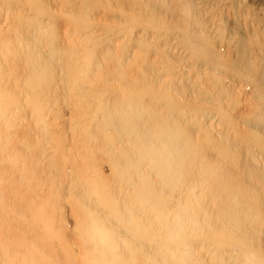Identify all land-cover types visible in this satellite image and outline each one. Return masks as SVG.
Masks as SVG:
<instances>
[{"label": "bare ground", "instance_id": "6f19581e", "mask_svg": "<svg viewBox=\"0 0 264 264\" xmlns=\"http://www.w3.org/2000/svg\"><path fill=\"white\" fill-rule=\"evenodd\" d=\"M20 1L28 2L32 8L50 6L48 0ZM203 1L205 7L196 11L179 0H60V6L74 2L68 9L75 20L67 27L77 35V40L76 45L70 47L63 43L55 19L36 18L27 14L29 10L25 8L22 13L15 14L11 0H0V22L4 21V15H10L8 26L14 32L12 39L5 43V47L11 49L10 59L5 67L0 62V74L6 68L20 76V93L24 98L27 90L35 88L29 98L31 96L33 102L42 101L43 104L38 103L40 106L66 101L71 106L88 110L95 107V101L87 102L84 98L95 90L97 97L94 99L98 98L102 104L99 107L102 116L93 122L87 140L93 142L92 147L98 148V145L104 149L108 169L114 167L129 183L123 187L117 182L108 192L109 200L121 213L122 223L119 224L136 226L145 235L155 232L157 241L162 244H150L142 239L131 248L126 229H118L109 214L92 212L99 203L86 199L79 186H68L74 196L69 201L87 214L88 224L103 226L111 237V240L106 239L107 243L114 241V245L104 248V253H109L105 251L107 248L119 254L125 252L130 257L138 254L137 264H239L232 253L221 249L222 241L216 244L207 239L201 241L199 248L211 247L207 256L190 253L186 246L193 243L170 244L187 234L201 237L196 234L200 229L195 223L190 224L192 217L200 219L201 224L210 222L218 230L219 237L234 250L255 246L259 240L256 229L264 234V95L254 89L258 95L252 94L251 99L254 97L256 101L242 116L244 111H235L234 106L243 104L247 97L239 98L231 85L222 83L227 73L248 72L258 63L262 65L258 77L264 79V17L249 24L243 14L245 10L241 11L238 4L233 6L229 0ZM103 5H116L123 10L124 17L134 21L135 27L143 25L154 30L144 33V37L136 35L135 31L123 36L126 41L116 59L108 44L98 49L80 46L79 42L87 45L88 37L84 34L91 27L79 25L90 21L95 6ZM187 11L195 19L191 24L197 26V33L188 31L191 26L187 23ZM205 14L210 18L202 19ZM230 17L233 20H229ZM229 23L242 33L239 38ZM46 27L49 30L43 33ZM135 48L139 54L134 52ZM148 52L156 58L149 57ZM92 62L95 65L91 66ZM104 64L107 68L100 71L98 68ZM180 64L186 72L179 70ZM108 81L117 85L108 89L103 86ZM253 82L257 83L255 79ZM8 85L12 83L8 84L0 76V90ZM175 96L181 101L174 100ZM207 109H212L219 119L207 118L204 111ZM79 111L76 108L71 117L75 119ZM42 120L43 117H35L33 122L40 124ZM212 121L219 124L223 121L232 131H216ZM0 122L17 126V118L1 114V108ZM44 127L41 126L43 130ZM71 130L76 138L82 132L78 126ZM198 136L203 137V142L198 141ZM72 139L76 149L72 154L77 158L87 147ZM99 139L102 142L97 143ZM43 146L40 145V151ZM213 150L217 151L216 156ZM44 160L49 165L47 156ZM199 170L206 172L203 176L205 187L197 192L195 199L180 198L174 211L168 214L165 208L170 204L163 201L165 195L177 189V180H181L180 185L183 183L186 173L196 175ZM234 175L238 179L231 182L229 177ZM203 178L199 177L204 181ZM236 187L243 189L244 196L234 194ZM62 189L58 188V194ZM183 193L181 190L180 194ZM153 206L157 213L151 212ZM248 206L249 211H244ZM225 222L233 230L226 231L224 228L229 225H224ZM210 231L205 235L213 237ZM91 233L97 231L91 230ZM96 242V239H87L85 247L96 249L99 247ZM173 252L175 254H171ZM213 252L217 253L215 257L211 256ZM95 259L90 264L113 262L112 258L105 261L97 256Z\"/></svg>", "mask_w": 264, "mask_h": 264}, {"label": "rangeland", "instance_id": "374dc122", "mask_svg": "<svg viewBox=\"0 0 264 264\" xmlns=\"http://www.w3.org/2000/svg\"><path fill=\"white\" fill-rule=\"evenodd\" d=\"M48 1L50 4L49 9H42L41 6L32 8L28 2L22 3L20 0H11V3L14 9H16L17 13L15 14L22 13L24 11L22 8H25L29 10L26 12L27 14L35 15L36 18L44 17L45 20L49 18L55 19L56 24L58 23V32L63 37V43L70 45V47L75 46L77 35H73L67 27L74 19L69 15L68 9L74 2H67L64 6H60V0ZM179 1L191 5L196 11L203 9L206 4L203 0ZM229 1L234 4L233 6L238 4V8L241 11L245 10L243 14L249 24H254L255 19L258 17H264V0ZM233 8L236 9L237 7ZM94 10L95 14L90 18V21L79 25L84 26L86 24L91 27V30L84 34L88 37L86 40L87 45L79 42L80 46L98 49L102 45L108 44L113 49L114 59L118 57L120 49L126 41V37L123 36L135 31L136 35L144 37V33H152L154 30L152 29L153 27L143 25L135 27L134 21L124 17L123 10H120L116 5L110 7L106 5L101 7L95 6ZM186 14L189 20L187 23L191 26L188 30L189 33H197V26L192 25L195 21L193 15L190 12ZM9 17L10 15H4V21L0 22V43L2 44L0 46V62L4 64V67L10 59L11 52V49L5 47V43L10 41L14 34L8 26ZM201 18L209 19L210 15L205 14ZM229 20H233V17H230ZM46 25H48V22H46ZM229 25H231L234 33H236V37L239 38L242 33L238 31L233 23H229ZM48 30L49 27H46L42 29V32L46 33ZM134 52L140 53L137 48L134 49ZM179 52L183 51L180 50ZM148 54L149 57L156 58V55L151 52H148ZM80 55L77 58L82 60V56ZM93 65H95V62H92L91 66ZM107 66L104 64L98 69L103 71ZM157 66L162 68L161 65ZM179 66L180 71H185L181 67V64ZM261 66L258 63L255 66L256 69L254 68L248 72L227 73L228 75H225L226 78L222 80L224 85L229 84L232 86L234 93L239 98L247 97L248 100L243 101V104L239 103L234 106L235 111H244L242 116L247 113L245 111H248V108H251L256 101L254 97L251 99L252 94L258 95L259 93L264 95V79L260 80L258 77V71L261 69ZM185 67L187 66L185 65ZM0 76L5 78V82L8 84L12 83L11 86L8 85L6 88L0 90L1 114L3 112L8 113V115L17 118L16 127L13 125L6 126L0 122V211L4 215V217L0 218V264H90L96 260L97 256L105 261L112 258L113 262H109V264H137L139 261L138 254L130 257L125 252L119 254L107 248L105 251L109 253L103 252L106 246L110 244L114 245V241L107 243L106 239L111 240V237L105 232L103 226L88 224L86 220L87 214L83 213L77 205L70 204L69 200L74 198V196L71 194L72 189H68L69 185H74V187L79 186L86 199H93L99 203V207L92 212H98L99 214L107 213L110 220L116 221L118 229H122V231L126 229L127 232H124L130 240L131 248H135L136 243L142 239L150 244L161 245L162 242L157 241L155 232L145 235L143 231L136 229V226L119 224L122 223L120 219L121 213L118 206L112 204L109 200L108 192L115 187V183L117 182L123 187L129 183L128 179L119 176L114 167L108 169V157L104 153V149L98 145V148L92 147L93 142L87 140L90 136L89 130H92L94 127L93 122L102 116L99 108L102 104L98 98L94 99V96H96L95 90H93L94 94L84 98L87 102L89 100L95 101L94 108L84 110L82 106H71L66 101H63L61 104L50 102L46 107L38 104H41L42 101L33 102L31 101V96L29 98V95L34 93L32 91L35 88L27 90L25 92L26 97H23V94L20 93L21 88L19 83L22 80L20 76L13 75L6 68L1 71ZM230 76L233 78L232 80L228 78ZM253 79L257 83L253 82ZM116 85L117 83L114 81L103 83V86L108 89ZM152 88L157 90V87L153 86ZM254 89L258 93H254ZM174 100L181 101L176 96ZM75 107L80 111L77 115H74L75 119H73L71 115L76 109ZM204 111L207 118L214 117L215 120L219 119V116L212 109ZM43 113L44 116L42 115ZM35 117H43L42 122L34 124ZM212 122L214 123L213 129L216 131H232V127L227 123L223 124V121L222 124H219L220 122L217 121ZM44 125L43 130L41 126ZM75 125L82 129L77 138L71 130L73 126L76 127ZM96 130L99 132L98 129ZM72 138L77 139V142H83L84 147H87L85 150L82 149L77 158L73 155V151L76 149L72 146L74 141ZM202 138L201 136L197 137L198 141H202ZM100 139L102 141L105 140L102 136ZM100 139L97 143L102 142ZM40 145H44L41 151ZM214 151H212V154L216 156L217 151ZM45 156L49 160V165L44 160ZM80 162L81 164H79ZM72 167H74V170ZM194 169L195 167L192 168V171ZM199 173H194L196 175H191L190 172L186 173L183 183L180 185L179 182L181 180H177V189L165 195L163 201L170 204L168 209L165 208V211L169 212L168 214L174 211V205L180 198L190 200L197 198V192L205 187L204 184L206 183V180L203 178L206 172L199 170ZM199 177L203 178L204 181L199 179ZM237 179L238 177L235 175L229 177L231 182H236ZM99 184H101V187L98 186ZM60 187L63 189L61 194H58L57 190ZM127 188L131 189L128 186ZM181 190L185 192L182 195L180 194ZM234 194L244 196L245 193L243 189L236 187ZM248 208L249 206L244 207V211H249ZM151 212L153 214L157 213V208L151 207ZM190 221L191 225L195 223L196 228L200 229L196 234L201 235V237L198 238L195 234V236L187 234L182 238L177 237L175 242H171L170 244L179 241L186 245L193 243L186 246L189 248V252H194L198 256H207V253L211 251V247L199 248L198 245L201 241L203 242L207 239L212 244L222 241L220 243L221 249L227 253H232L239 264H264V234L259 232L258 229L256 230L259 240H257L255 246L241 247L239 250H234L232 245L219 237L218 230L214 229L210 222L208 223L204 220L205 224H201V220L196 219V217H192ZM204 221L202 220V222ZM225 224L227 225L228 223L225 222ZM228 225L224 229L226 231L233 230V227L230 224ZM256 225L259 226V223ZM2 226L7 228L6 234L4 232L5 228H2ZM156 228L157 225L155 224L154 231H156ZM91 230L97 231V233L92 234ZM209 231L214 238L209 237L210 235H205V232ZM202 235H205V238ZM90 238L97 240L96 244L99 246L98 248L89 250L90 248L87 249L85 247L87 239ZM116 245L119 244L116 243ZM136 253L138 252L136 251ZM215 255H217L216 252L211 254L212 257H215Z\"/></svg>", "mask_w": 264, "mask_h": 264}]
</instances>
